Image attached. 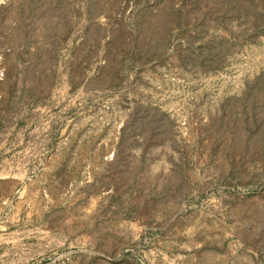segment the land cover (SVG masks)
I'll use <instances>...</instances> for the list:
<instances>
[{
	"label": "rangeland",
	"instance_id": "374dc122",
	"mask_svg": "<svg viewBox=\"0 0 264 264\" xmlns=\"http://www.w3.org/2000/svg\"><path fill=\"white\" fill-rule=\"evenodd\" d=\"M0 264H264V0H0Z\"/></svg>",
	"mask_w": 264,
	"mask_h": 264
}]
</instances>
